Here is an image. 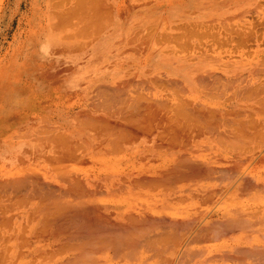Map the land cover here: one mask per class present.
I'll use <instances>...</instances> for the list:
<instances>
[{"label": "bare ground", "instance_id": "obj_1", "mask_svg": "<svg viewBox=\"0 0 264 264\" xmlns=\"http://www.w3.org/2000/svg\"><path fill=\"white\" fill-rule=\"evenodd\" d=\"M95 1L74 7L84 5L77 11L85 12L84 26L107 34L121 20L124 30L143 26L161 10ZM191 4L187 12L172 9L186 28L223 10ZM156 25L150 40H138L143 64L91 70L93 49L87 68L67 60L52 69L67 71L59 85L80 86L79 96L37 99L44 112L18 106L15 120L0 118V264H264V54L208 61V47L196 45V61L163 65L165 50L152 45L177 36ZM233 26L224 28L229 38H245L249 28ZM50 66L42 68L45 82Z\"/></svg>", "mask_w": 264, "mask_h": 264}, {"label": "rangeland", "instance_id": "obj_2", "mask_svg": "<svg viewBox=\"0 0 264 264\" xmlns=\"http://www.w3.org/2000/svg\"><path fill=\"white\" fill-rule=\"evenodd\" d=\"M77 1L78 0H0V107L2 106L5 108V110H0V118L8 116V119H7L8 121L15 120L17 117L20 116V110L17 108L18 106H22L28 112L30 110L31 112L42 113V112H44L43 111L44 109L40 105H43L46 102L38 101V100H42V99L51 100L52 99V102H53L55 99L58 98L60 101H64L66 99L69 100V99L73 98L74 95H75V97L79 96V94L81 93L82 90H80L81 89L80 86H77V87H71V86L67 87L66 86L65 87L64 85L63 86L59 85L63 82L62 79H59V78H62L60 76H63L67 71L66 72L64 70L58 71L59 73L56 72V74H55V72H53V70H52L55 67H60L62 65L61 62L67 61V60L71 61L70 62L71 66H72V68L74 67L75 70L82 68L83 64L85 63L84 59H85V57H87L86 52L90 51V48L86 49L87 48L86 46L91 44L92 41L94 40V38H92L93 35H90V34H87L89 37H85L86 39H84V38L80 39L79 32H78L79 31V22H78V19L76 20L77 15H75V14H78V15L82 14L83 18H84L85 12L82 13V11H85L84 10L85 7L83 8L84 5L81 6L80 8L83 10L81 11V14L78 13L80 9L77 10L78 8L74 7V6H76L75 3ZM108 1L109 0H107V1L106 0H99V3H101L103 5L106 4L110 7V4ZM162 1H164V2H162ZM170 1H171V3H168ZM183 1H186V0H183ZM237 1H239L240 4ZM92 2H93V0H88L87 6L89 4H91ZM94 2L96 3L98 1L94 0ZM112 2L113 3L115 2L114 5L119 4L121 10H123V9L125 10V8L130 9L134 6L133 3H131L129 5L125 4L123 0H120V1L115 0ZM153 2H154L153 5H155L157 7L165 4V5H168L170 7L172 5V8L178 7L181 10L182 9L185 10L188 8L189 9L188 11H190L193 7H196V5L191 4L192 2L208 3L214 7H218V9H220V10L223 9L222 13H221L222 15L220 14L222 17L219 14H214V15L211 14V15H209V17L215 18V19H212L209 21L207 20V21L203 22V24L201 26L200 25H190V26H187V28L185 27L186 25L182 26L184 30L182 29L181 32L186 33V35L184 34L185 35L184 36L181 33L182 35H180L179 38H178L177 34H176L177 38H175V35H174V38L177 40V45H178L176 48H174V46L171 44V42L166 44L167 47H165L162 44L161 48L163 50H165V51L161 50L163 52V55H162V52L159 50V49H161L160 46H158V48H154V49H157L161 52V55H160L161 61L160 62L163 65L169 64V63H175L174 60L181 62V61H183V59H186L187 61H190L189 59H191L190 62H193V59L190 57H193L194 60L195 59L197 60V51L196 50L197 49L200 50V48H196L197 46L209 48V49L206 48V51H207L206 54H208L209 56L208 55L206 56V54L204 53V59L205 60L207 59L208 61L214 60L213 57L216 59H220V60L222 59L224 61H225V59H229V60L241 59V61H246V60L250 59L255 54V50H259V52L261 54H264V36H263V34H264V0H246V1L245 0H243V1H241V0H187L186 1L187 3H181L184 5V7H183V5L181 6L179 1H176L177 3H174L172 0H160L159 3L161 5L158 3V1L156 2L155 0H137L136 3H134V4H137V6H142V5L148 6L149 4H151ZM234 2H236L238 5ZM78 3H80V2H77V4ZM113 3L111 5H113ZM157 3H158V5H157ZM73 4H75V5H73ZM233 4H235V5H233ZM185 5H187V6H185ZM231 6H232V8H230ZM67 9H68V11H67ZM159 9H161V8L159 7ZM247 9H249V10H247ZM69 10H73V11L76 10V11H74V13H72V14L70 13V16H69V13H68ZM242 10H244V12H245V10H247L245 15L242 13L243 16H241ZM238 11L240 12L239 16H241V17H238L240 19L236 18L237 13H239ZM62 14H63V16H62ZM66 14H67V16H66ZM234 14H236V15H234ZM74 15L76 18L74 17ZM65 16L68 19H66ZM225 16L228 17L227 18V20L229 19L228 21L226 20ZM229 16L230 17L234 16V17L229 18ZM62 18H65L66 21L63 20ZM56 19H57V21H56ZM245 19H246V21L244 22ZM169 20H171V19L168 18L166 20L167 22L160 20L161 22L159 21L160 23L158 22L159 24L157 23L156 27L158 29L160 28V29H164L166 31H169L171 29V25H170L171 22ZM217 21H218V24H217ZM219 21H221V22H219ZM164 22L166 23V25L163 27ZM241 22H242V24H239ZM259 23H261V24H259ZM91 24L92 23H90V25ZM222 24H224V25H222ZM228 24L234 25L233 28L235 26L240 27L242 29L244 28V30H247L249 28L248 31L250 30V28L253 27L252 28L253 31L252 30L250 31L251 34H250V32L245 31L246 34L244 37L247 39L238 38L239 41L237 38L230 39L229 36L231 34L224 32L226 29L225 27H227ZM229 25H228L227 29H230ZM251 25H254V26L251 27ZM222 26H224V27H222ZM218 27H222V28H218ZM75 29H76V31H75ZM255 29H256V31H255ZM192 30H194V31H192ZM217 30H218V33L216 34ZM219 30L221 31V33L219 32ZM258 30L260 33H258ZM185 31H187V32H185ZM226 32H229V31L227 30ZM252 32L255 34H252ZM70 33H71V35H69ZM76 33H77V35H76ZM190 33L192 35H191V37H188L190 35ZM195 33H197V34L195 35ZM208 33L210 35L206 36L205 34H208ZM187 34H188V36H187ZM212 34L214 37L211 36ZM259 34H261V35H259ZM65 35H66V37H65ZM250 35H252V36H250ZM253 36H255V38ZM248 37L251 39H249ZM171 39H169V40L172 41ZM175 39H173V40L175 41ZM198 39H199V41L201 40V42H199ZM216 39L218 40V43H217ZM257 39H258V42H257ZM260 39H262V40H260ZM184 40H186L188 43H187V45L185 44L183 46ZM224 40L228 41L229 45H228V43L227 44L224 43L225 42ZM233 40L235 41V43L233 42ZM158 41H160L158 43L163 42L162 38L159 39ZM219 41H221V43ZM230 41L232 43H230ZM179 42L183 43V44L181 43L183 46V48L181 46V49H179V46H180ZM255 42H257L258 44ZM86 43H88V44L84 45ZM203 43H204V45H203ZM81 44L83 46L79 47V45H81ZM193 44L195 45V48H194L195 54H192V52H193V50H192L193 46L192 45ZM238 44L240 46H238ZM73 45H74V47H73ZM76 45L78 47H76ZM48 47L50 49H52V48L56 49V51L54 50V51L49 52L47 49ZM57 47H60V48H57ZM81 47H83V50L81 49ZM63 48H67V50H64ZM74 48L77 50H74ZM57 49H59V50H57ZM60 49L61 50L63 49L64 51H61ZM69 49H72V50L69 51ZM177 49H178V51H177ZM143 50H145V49H143ZM179 50H181L182 53ZM248 50H250V51H248ZM56 52H57V54H56ZM131 52L133 53V51H131ZM247 52H250V53H247ZM50 53H52V54L50 55ZM142 53H144V55ZM244 53L247 55V57ZM117 54H119V56L117 55L118 58H116V59H118L119 61L118 62L116 61V62L119 64L121 63V65H122V63H126V64L130 63L129 65L136 66V65L143 64L147 60L146 59L147 58L146 51L135 54L134 56L132 55V58H129V59L122 58V56L124 54H120V52H118ZM189 54H190V56H189ZM249 54H250V58H249ZM198 55L201 56L202 53L199 51ZM139 56H140V58H139ZM55 57H57L58 59ZM141 58H143V59H141ZM143 60H145V61H143ZM48 61L53 62V64L51 62H48ZM50 64H52V65L50 66ZM100 64L105 65L106 63L102 64L101 60H100ZM48 66H50V71L51 70L52 71L50 73L51 75L49 74L50 78H48L47 81L45 82L46 73H44V70L42 68L48 67ZM93 66L97 67L95 65H93ZM48 70H49V67H48ZM46 71L47 70H45V72ZM54 74L56 76H54ZM38 76L43 78V79L41 78L42 84H39L40 82L37 81ZM29 82H30V85H29ZM36 83H38L39 90L45 91L44 94L42 93L41 95H47V97L40 95V91H37V89H36V85H37ZM56 83H58V85H56ZM52 86H55V87H52ZM48 87H52L51 91L47 90ZM64 88H66V89H64ZM78 88H79V92H78ZM158 88H160V87L158 86ZM68 90H70L71 92ZM73 90H75V91L72 92ZM21 97H23V98H21ZM48 114H51V113H48ZM2 154H3V150L0 148V155H2ZM2 157H4V156H2Z\"/></svg>", "mask_w": 264, "mask_h": 264}, {"label": "crops", "instance_id": "obj_3", "mask_svg": "<svg viewBox=\"0 0 264 264\" xmlns=\"http://www.w3.org/2000/svg\"><path fill=\"white\" fill-rule=\"evenodd\" d=\"M78 1H80V0H78ZM112 1H115V0H109L108 2H109V4H112L113 2ZM118 1V0H117ZM120 1V0H119ZM124 1V3L125 4H127V5H129V4H131V3H133V5H135L134 3H136V1L137 0H123ZM155 1H160V0H155ZM174 3H177L176 1H179L180 2V4L181 3H187L186 1H183V0H172ZM162 2H164V1H162ZM168 3H171V2H168ZM113 4H115V2L113 3ZM154 4V2L153 3H151V4H149L148 6H147V8L148 7H151V5H153ZM183 4H181V6H182ZM189 5V4H188ZM161 9H162V11L161 10H159V11H155L154 13H152V15H150V16H146V22L143 24V26H141V25H135L133 28L132 27H130V26H128V29L127 30H124L123 29V27H124V24H123V20H121V21H119V23H118V26H116V27H112V32L110 33V34H107V33H105V32H107V30L106 29H104L101 33L99 32V28L100 27H98L97 29H96V27H93V26H91V25H89V24H86L85 23V26H84V22H83V20L81 19H79V17L81 16V17H83V15H78V14H75V15H77V18H78V22H79V20H80V22H79V36H80V39H86L85 37H89L87 34H90V35H92V33L94 32V31H96V32H99V34L95 37V39H96V41L95 42H97L98 41V43H100V41H101V43H100V45L98 44V43H94V41H93V45H87L86 47L87 48H90V51L91 52H93V49H94V51H97V52H95L94 53V55L96 56V62H94V63H92L93 65H95V66H97V67H92V69L91 70H93V69H100V68H104L105 67V65L106 64H111V63H117L119 60L118 59H116V58H118V56H119V54H117L118 52H120V54H124L123 56H122V58H124V59H129V58H132V55L134 56L135 54H138V53H140V52H137V51H135V50H139V49H143L142 48V44H143V42L142 43H140L138 40H140V38L141 37H144V38H148L147 40H150V35L152 34V32H154L153 30H150L151 28L153 29V27H154V25L156 24V23H158L160 20H163V21H166L168 18H170L171 20H169L170 22H171V29L168 31V32H170V35L172 34V35H175V34H178V36H179V33H181V31H182V24L184 23L183 22V20H179V18L181 17V15H182V12H180L179 10H172V9H174V8H172V5H171V7L170 6H168V5H165V4H163V5H161V6H159ZM114 8H116V9H119V10H121L120 9V6H119V4H116V5H114ZM167 8V9H166ZM179 9V8H178ZM80 10H82V9H80ZM181 10V9H180ZM189 9L187 8L186 9V12L188 11ZM120 13V12H119ZM188 15H190L191 17H195L196 16V12L193 14V12L191 11L190 13H187V16ZM69 16H70V14H69ZM63 19V18H62ZM121 19H124V18H121ZM183 19V18H182ZM63 20H65V18L63 19ZM192 20V19H191ZM149 21V22H148ZM167 22V21H166ZM151 24V25H150ZM166 25V23L164 22L163 23V27ZM89 26H91V28L89 27ZM145 26V27H144ZM175 27H177V28H175ZM179 27V28H178ZM82 28V29H81ZM133 29V30H132ZM115 30V31H114ZM132 30V31H131ZM135 30V31H134ZM156 30V29H155ZM129 31V32H128ZM149 31H150V33H149ZM80 32L83 34V35H81L80 34ZM87 32V33H86ZM145 32H146V36H145ZM148 32V33H147ZM136 33V34H135ZM86 34V35H85ZM112 34V35H111ZM134 35V36H133ZM171 35V36H172ZM181 35V34H180ZM155 37H157V36H155ZM154 37V38H155ZM104 38H106V39H104ZM108 38H110V39H108ZM111 39H113V40H111ZM171 39V38H170ZM104 41V43H103V41ZM106 40V41H105ZM111 40V41H110ZM131 40V41H130ZM134 40V41H133ZM82 41V40H81ZM117 41H118V43H117ZM128 41V42H127ZM162 41L164 42V43H158V40L156 39V42H155V44L154 45H152L153 46V49L154 48H158V46H162V44L164 45V46H166L167 47V43H170L171 42V44L174 46V48H176L177 47V43H176V41H175V43L173 42V41H168V40H163L162 39ZM139 42V43H138ZM103 43V44H102ZM148 43L149 44H151L152 43V41L150 42V41H148ZM102 44V45H101ZM106 45V46H105ZM89 46V47H88ZM105 46V48H103ZM114 46V47H113ZM85 47V48H86ZM107 47V48H106ZM128 47H130V49L128 48ZM131 47H133V48H131ZM57 48H60V47H57ZM86 48V49H87ZM48 49V51L50 52V51H56V49H50L49 47L47 48ZM97 49V50H96ZM90 51H87L86 52V54H88ZM131 51H133V53L131 52ZM135 51V52H134ZM90 52V53H91ZM122 52V53H121ZM127 52V53H126ZM68 54V53H67ZM118 55V56H117ZM160 57V56H159ZM85 58H87L86 60H84V66H86V68L88 67V60L90 59V57H89V55H87V57H85ZM143 59V58H142ZM158 59H160V58H158ZM100 60H101V63L102 64H104V63H106L105 65H101L100 64ZM117 61V62H116ZM99 63V64H98ZM37 81H39L40 83L39 84H42V79H41V77L40 76H38V79H37ZM37 85H36V89H37V91H40L39 90V87H38V83H36ZM42 94V92L40 91V95ZM41 96H44V97H47V95H41ZM21 98H23V97H21Z\"/></svg>", "mask_w": 264, "mask_h": 264}]
</instances>
